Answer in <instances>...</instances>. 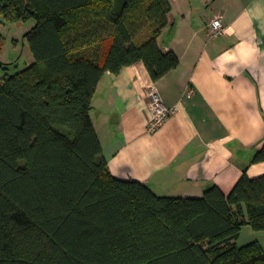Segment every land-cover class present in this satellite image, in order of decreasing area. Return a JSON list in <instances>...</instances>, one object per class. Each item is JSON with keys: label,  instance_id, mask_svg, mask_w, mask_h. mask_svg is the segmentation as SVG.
<instances>
[{"label": "trees", "instance_id": "trees-1", "mask_svg": "<svg viewBox=\"0 0 264 264\" xmlns=\"http://www.w3.org/2000/svg\"><path fill=\"white\" fill-rule=\"evenodd\" d=\"M113 4L0 0V23L36 22L34 63L0 80V264H264L260 242L237 244L245 226L264 231V176L201 198L113 177L91 118L99 83L138 63L158 82L180 65L159 44L170 0Z\"/></svg>", "mask_w": 264, "mask_h": 264}, {"label": "crops", "instance_id": "crops-1", "mask_svg": "<svg viewBox=\"0 0 264 264\" xmlns=\"http://www.w3.org/2000/svg\"><path fill=\"white\" fill-rule=\"evenodd\" d=\"M170 3L159 44L179 67L158 82L143 63L107 73L91 118L116 179L160 196L201 198L213 186L229 195L245 174L264 176V162L253 163L264 147V0ZM216 17L221 36L211 29ZM152 86L175 109L155 134L148 132Z\"/></svg>", "mask_w": 264, "mask_h": 264}, {"label": "rangeland", "instance_id": "rangeland-1", "mask_svg": "<svg viewBox=\"0 0 264 264\" xmlns=\"http://www.w3.org/2000/svg\"><path fill=\"white\" fill-rule=\"evenodd\" d=\"M35 25L34 20L0 23V34L4 38L3 44L0 46V80L7 75L15 74L19 68L25 69L34 63V56L26 34ZM145 35L147 34L145 33ZM255 241L264 246V231L257 232L250 226L243 227L237 241L238 246H244Z\"/></svg>", "mask_w": 264, "mask_h": 264}, {"label": "built area", "instance_id": "built-area-1", "mask_svg": "<svg viewBox=\"0 0 264 264\" xmlns=\"http://www.w3.org/2000/svg\"><path fill=\"white\" fill-rule=\"evenodd\" d=\"M212 32L217 35L221 36L225 34V27L221 20V17L214 18L211 23ZM194 93L193 89H189L187 91V96H190ZM148 99L150 103V111H151V118L148 123V132L150 134H155L160 129L164 127L166 122L171 118L175 109L168 108L157 91L155 86H152L148 92Z\"/></svg>", "mask_w": 264, "mask_h": 264}, {"label": "water", "instance_id": "water-1", "mask_svg": "<svg viewBox=\"0 0 264 264\" xmlns=\"http://www.w3.org/2000/svg\"><path fill=\"white\" fill-rule=\"evenodd\" d=\"M128 3L129 0H114L113 9H112L113 14L115 15L121 14Z\"/></svg>", "mask_w": 264, "mask_h": 264}]
</instances>
